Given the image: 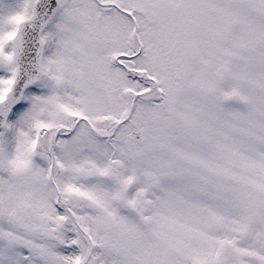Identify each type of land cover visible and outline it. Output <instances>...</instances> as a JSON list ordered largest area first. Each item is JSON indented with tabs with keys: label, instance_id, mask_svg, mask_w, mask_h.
Returning a JSON list of instances; mask_svg holds the SVG:
<instances>
[{
	"label": "snow or ice",
	"instance_id": "6c2138e0",
	"mask_svg": "<svg viewBox=\"0 0 264 264\" xmlns=\"http://www.w3.org/2000/svg\"><path fill=\"white\" fill-rule=\"evenodd\" d=\"M0 264H264V0H0Z\"/></svg>",
	"mask_w": 264,
	"mask_h": 264
}]
</instances>
